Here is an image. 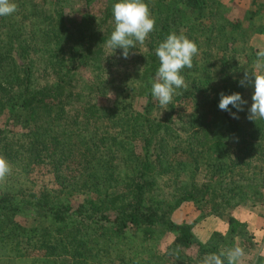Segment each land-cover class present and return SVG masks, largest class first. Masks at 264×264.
I'll return each instance as SVG.
<instances>
[{"label": "trees", "instance_id": "16d2710c", "mask_svg": "<svg viewBox=\"0 0 264 264\" xmlns=\"http://www.w3.org/2000/svg\"><path fill=\"white\" fill-rule=\"evenodd\" d=\"M96 1L14 0L16 11L0 16V110L26 131V142L14 147L2 143L11 133L0 130V157L10 166L0 177V251L27 264H180L183 251L196 247L187 263L203 264L209 255L227 264L222 236L202 245L172 214L187 202L201 219L225 218L232 247L245 226L231 211L263 206L264 119L247 118L252 88L238 82L257 60L264 65L249 44L250 35L264 32L251 22L264 0H250L244 21L214 10L210 0H144L154 30L127 59L106 43L114 0H104L99 16L89 13ZM74 2L81 9L67 11ZM171 32L194 41L198 52L182 70L185 87L162 107L151 93L155 49ZM11 50L23 62L18 70ZM34 57L51 72L43 85ZM221 92L248 99L238 119L218 109ZM40 166L51 169L55 186L17 190L20 177ZM186 169L188 181L181 179ZM168 233L173 241L164 253L132 237L147 242Z\"/></svg>", "mask_w": 264, "mask_h": 264}, {"label": "rangeland", "instance_id": "374dc122", "mask_svg": "<svg viewBox=\"0 0 264 264\" xmlns=\"http://www.w3.org/2000/svg\"><path fill=\"white\" fill-rule=\"evenodd\" d=\"M212 1L213 9L214 10H222L223 15L228 16L230 19L238 20V21H244L245 18H247L246 14L250 6V0H210ZM104 0H98L95 3H93V6L90 8L91 10L89 13L95 16L100 15V11H98L99 8H101L102 3ZM81 2H74L67 8V11L69 10H80L82 5ZM264 4V3H263ZM103 6V5H102ZM93 10V11H92ZM78 12V11H77ZM102 13V12H101ZM73 17H79V14L76 12L72 13ZM75 20V19H74ZM77 19L75 21H72V23H77ZM252 26L254 27H263L264 26V12L261 14H257L254 19L251 20ZM1 28V26H0ZM2 34V33H1ZM0 34V37L2 38ZM249 44L256 48L257 50L261 51V53H264V32L262 34L254 33L249 36ZM3 39V38H2ZM35 50V49H33ZM31 50V52L33 51ZM30 52V53H31ZM29 53V54H30ZM33 56L34 53H31ZM10 55L12 56V61L14 62V65L16 69L18 70L19 67L22 65V60L20 59V56L15 53L14 51H10ZM32 56V57H33ZM31 57V58H32ZM239 57V56H238ZM29 58V59H31ZM40 59H37L34 57L33 63H35L36 66L40 67V69L37 68V79L38 82L41 83V85L45 84V82L48 80V78L51 76V72L47 71L46 69H49V67L45 66L44 62L43 65L40 66L42 61H44V58L39 57ZM258 59H261L260 57ZM261 60H257L252 65V73L259 74L260 72H264V65H261ZM46 62V61H45ZM43 68H45L43 70ZM217 70V65L214 67L213 71L215 72ZM80 73L82 75H85V77H89L88 73L84 70H80ZM247 101L248 99L245 98ZM102 104L110 103L109 101H104V99L100 102ZM136 103H145L144 99H142V102H136ZM249 103V102H248ZM248 105V104H247ZM6 111V110H5ZM0 110V130L6 131L5 134L10 132L9 135H2V143L5 145H11L12 143L15 145L20 142H26V138H24L22 135L26 133L24 129L15 128L13 126V122L9 120L8 121V114ZM188 110L187 112H189ZM177 137H179L180 141H184L185 137H183L182 132H176ZM10 139H12L10 142ZM190 169H186L185 173L182 174L181 179L188 181V173ZM51 169L47 166H40L36 167L33 170L30 171V174L27 178L20 177L19 181H24L22 184H18L17 190H19L21 187H30L33 190V192L38 193L40 189H42L45 186L48 187H54V183H52V174L50 173ZM203 175L201 176V173L198 174V177H196V181L200 182ZM264 196V194H263ZM264 199V198H263ZM201 215V212L196 210L193 204L191 203H184L182 204L173 214L172 219L177 224H186L190 225L192 227V233L194 234L195 238L197 239L198 243L202 245H208L212 243V239L215 240L216 235H220L223 237V243L219 247V251L221 253L226 252L229 249L239 247L242 249L243 254L238 258L237 264L239 263H247V264H253L256 257H262L264 259V203L263 206H254L250 207L247 206L245 203L241 204L240 207H236L234 210L231 211V216L237 220L240 224H243L245 226V237L243 239H236L235 246H228L229 243V233H228V226L225 222V218L215 217V216H206L203 217V219L199 218ZM19 222L24 225H31L33 222L29 220H24L22 218L17 219ZM134 236L135 241L141 243L143 242L145 245L144 248L151 247V249L156 250L159 253H164L166 250V247L173 241V235L172 234H165L162 235L159 239L155 238L151 239L147 242L142 241V237L140 235H132ZM154 247V248H153ZM210 247V246H209ZM3 252L0 251V264H27V261L25 259H19L11 257L12 255L8 256V258L3 256ZM182 259L180 264H189L187 263V259H195L197 256V248L191 247L190 249H186L183 251ZM210 257L209 255L205 256V258ZM10 260V261H6Z\"/></svg>", "mask_w": 264, "mask_h": 264}, {"label": "clouds", "instance_id": "9594fccd", "mask_svg": "<svg viewBox=\"0 0 264 264\" xmlns=\"http://www.w3.org/2000/svg\"><path fill=\"white\" fill-rule=\"evenodd\" d=\"M16 8L14 0H0V16L11 15ZM112 17L114 28L106 42L107 46L113 52L120 49L122 58L127 59L129 50L134 49L137 43L143 44L148 38L154 30L156 21L144 0H114ZM197 52L198 48L194 41L175 32L169 33L158 44L155 55L159 66L152 82L151 93L160 106L170 105L175 91L185 87L182 70L192 67V59ZM260 55L264 56V53ZM238 83L241 87L250 84L252 88L247 118L250 120L264 119V72L244 73ZM247 104L248 101L244 100L239 92L231 94L221 92L217 107L221 111L228 112L233 119H238L237 113L243 111ZM230 105L231 108H229ZM9 171V164L0 157V177L5 176ZM242 254V249L239 247L221 253L222 256H226L227 264H237ZM203 264H222V261L217 256H211L206 258Z\"/></svg>", "mask_w": 264, "mask_h": 264}]
</instances>
